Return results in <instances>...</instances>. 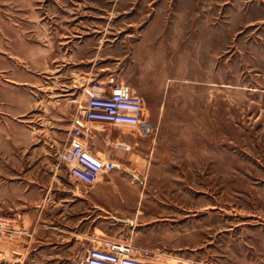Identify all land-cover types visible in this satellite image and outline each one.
<instances>
[{
    "label": "rangeland",
    "instance_id": "obj_1",
    "mask_svg": "<svg viewBox=\"0 0 264 264\" xmlns=\"http://www.w3.org/2000/svg\"><path fill=\"white\" fill-rule=\"evenodd\" d=\"M112 82L143 97L142 127L91 123L90 147L148 174L149 198L197 203L146 259L264 264V0H0V215L33 231L0 239V264L85 263L88 186L60 154L85 89Z\"/></svg>",
    "mask_w": 264,
    "mask_h": 264
},
{
    "label": "crops",
    "instance_id": "obj_2",
    "mask_svg": "<svg viewBox=\"0 0 264 264\" xmlns=\"http://www.w3.org/2000/svg\"><path fill=\"white\" fill-rule=\"evenodd\" d=\"M78 26L79 24L77 29ZM108 128L111 132H119L109 126ZM115 138L120 143L138 142L136 138ZM118 169L102 176L93 186H88L76 195L78 218L83 213L78 223L90 225L91 231L78 233L75 240L83 241L85 251L103 240L130 243L141 250L140 255L144 258L152 257L163 248L162 240L167 237L164 233L167 225L182 231L187 226L181 224L189 225L191 217H194L195 222L197 203L189 199L149 198L147 192L151 184L148 174L142 170ZM31 184L37 190L44 189V200L52 201L53 193L45 179L42 181L37 176ZM66 202L67 199H59L62 205ZM40 203L38 202V206Z\"/></svg>",
    "mask_w": 264,
    "mask_h": 264
},
{
    "label": "built area",
    "instance_id": "obj_3",
    "mask_svg": "<svg viewBox=\"0 0 264 264\" xmlns=\"http://www.w3.org/2000/svg\"><path fill=\"white\" fill-rule=\"evenodd\" d=\"M85 95V100L78 106L68 144L60 159L67 165L72 178L85 186H93L102 176L120 166L112 159L101 157L90 147L88 138L92 131L89 125L97 123L119 131L138 132L143 124L145 102L129 86L115 82L87 87ZM20 216L12 219L0 215V239L33 233L25 224H18ZM86 252L84 264H161L141 256V250L130 243L103 240Z\"/></svg>",
    "mask_w": 264,
    "mask_h": 264
}]
</instances>
